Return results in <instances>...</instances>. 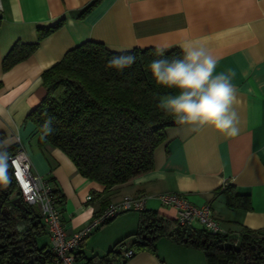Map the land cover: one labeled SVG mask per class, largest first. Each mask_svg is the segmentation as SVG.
I'll list each match as a JSON object with an SVG mask.
<instances>
[{"label":"crops","instance_id":"obj_1","mask_svg":"<svg viewBox=\"0 0 264 264\" xmlns=\"http://www.w3.org/2000/svg\"><path fill=\"white\" fill-rule=\"evenodd\" d=\"M93 1L0 0L1 143L23 148L32 169L63 195L61 215L67 232L85 226L105 201L124 195H143L146 209L175 217L174 208L161 204L158 195L176 191L196 205L209 204L230 234L242 227L264 234V0H96L85 10ZM59 19L61 25L43 36L31 54L2 69V57L16 41H36L38 26ZM86 39L115 51L147 46L182 49L188 40L203 44L218 58L216 73L232 74L239 135L168 126L165 138L153 149L152 168L104 190L103 184L79 174L59 148L39 143L35 125L26 120L45 93L41 72ZM227 186L249 207L230 206L223 190ZM88 193L93 198L85 200ZM128 211L83 238L77 250L85 257L103 254L134 231L138 210ZM41 236L46 240L39 243ZM36 241L49 247L45 231ZM155 247V252L134 251L124 264H207L202 249L192 244L160 236ZM77 264H84V258Z\"/></svg>","mask_w":264,"mask_h":264},{"label":"trees","instance_id":"obj_2","mask_svg":"<svg viewBox=\"0 0 264 264\" xmlns=\"http://www.w3.org/2000/svg\"><path fill=\"white\" fill-rule=\"evenodd\" d=\"M95 2L88 4L85 10ZM61 22L59 19L38 26L34 42L16 41L2 57V69L26 58L38 41ZM159 50H163L168 59L183 57V50L178 46L115 51L93 39L69 48L41 72L45 93L26 115V120H30L39 133L38 142L59 148L79 174L103 184L104 190L152 168L153 149L165 138V128L179 124L173 114L158 107L161 96L174 92L158 85L149 70L153 60L163 58ZM129 54L136 57L131 67L122 71L108 67L114 57ZM48 118L53 121L52 132L44 136L41 126ZM2 139L0 132V144ZM17 147L7 146L8 153H13ZM223 190L230 206L249 207V202L230 187ZM53 191L62 205L63 195L56 188ZM12 194L20 197L13 181L6 193H0L2 206L10 205ZM25 205L22 218L28 229L23 246H18L21 242L17 239L18 233H12L20 208L13 205L7 212L0 209V263L52 264L53 253L45 244L38 246L36 241V236L45 231L38 207ZM238 232L237 249L224 248L220 244L226 242L229 232L211 234L201 227L180 224L175 217L145 208L138 210L136 229L117 239L105 253L85 257L81 250H76L75 260L84 258V264H111L129 248L155 252L156 238L166 236L202 249L207 264H264V234L247 227Z\"/></svg>","mask_w":264,"mask_h":264},{"label":"clouds","instance_id":"obj_3","mask_svg":"<svg viewBox=\"0 0 264 264\" xmlns=\"http://www.w3.org/2000/svg\"><path fill=\"white\" fill-rule=\"evenodd\" d=\"M183 57L168 59L163 50L149 64V70L158 85L174 90L159 98L158 107L173 114L177 122L199 130L205 127L226 137L239 135V115L232 74L216 73L218 58L198 41L188 40L182 45ZM136 61L134 55L114 57L108 67L122 71ZM53 121L45 120L41 126L44 136L51 134ZM10 156L6 145L0 144V183L7 182ZM30 202H35L31 197ZM48 211L49 205L44 204Z\"/></svg>","mask_w":264,"mask_h":264},{"label":"built area","instance_id":"obj_4","mask_svg":"<svg viewBox=\"0 0 264 264\" xmlns=\"http://www.w3.org/2000/svg\"><path fill=\"white\" fill-rule=\"evenodd\" d=\"M9 156L10 173L16 192L19 193L22 201L38 207L49 240L48 248L53 253L52 264H77L75 251L79 248L82 239L90 232L120 212L145 209L143 195H124L117 200L108 201L92 215L82 228L67 232L62 221L61 200L54 193L52 184L32 169L29 156L23 148L18 146ZM30 197L35 201L34 203L30 202ZM91 198H93L91 193L85 196V200ZM158 198L161 204L174 208L175 218L180 224L193 225L197 223L205 231L216 235L228 232L216 219L209 204L196 205L190 202L183 193L176 191L162 192ZM44 204L49 205L48 211L43 210ZM238 236L239 232L230 234L226 241L236 244ZM133 253V249L129 248L111 264H124L125 260Z\"/></svg>","mask_w":264,"mask_h":264},{"label":"water","instance_id":"obj_5","mask_svg":"<svg viewBox=\"0 0 264 264\" xmlns=\"http://www.w3.org/2000/svg\"><path fill=\"white\" fill-rule=\"evenodd\" d=\"M12 183V178H11V173H10V167H8L7 170V182L5 183H0L4 185L3 188H0V193H6L9 186ZM13 205H16L17 207L20 208V217L16 218L15 221V227L12 230V233H18L17 239L21 240V242L18 243V246H23L24 245V240L26 238V232L28 229V225L25 222V220L22 218V216L24 215V211L26 209V205L25 203L21 200V198L19 196H14L10 199V205L8 207L2 206V199L0 197V209L3 212H7L9 208H11ZM221 247L224 248H229V249H237L236 244H233L229 241H226L224 243L220 244Z\"/></svg>","mask_w":264,"mask_h":264},{"label":"rangeland","instance_id":"obj_6","mask_svg":"<svg viewBox=\"0 0 264 264\" xmlns=\"http://www.w3.org/2000/svg\"><path fill=\"white\" fill-rule=\"evenodd\" d=\"M126 213H130V211L126 210V211L120 212L119 214H117L116 216H114L113 218H111V220H109L108 222L103 223L102 226H104V225L110 223L113 219H117V218H119L120 216H124V215H126ZM133 213H136V212H133ZM137 215H138V212H137ZM102 226H100V227H102ZM100 227H99V228H100ZM99 228L93 230L92 232H90V234H93V233H94L96 230H98ZM90 234H88L87 236H89ZM45 240H46V236H41V237L38 238V242H39V243H42V242H44Z\"/></svg>","mask_w":264,"mask_h":264},{"label":"flooded vegetation","instance_id":"obj_7","mask_svg":"<svg viewBox=\"0 0 264 264\" xmlns=\"http://www.w3.org/2000/svg\"><path fill=\"white\" fill-rule=\"evenodd\" d=\"M3 187H4V185H3V184H1V185H0V188H3Z\"/></svg>","mask_w":264,"mask_h":264}]
</instances>
